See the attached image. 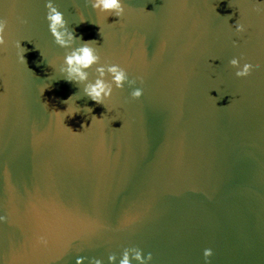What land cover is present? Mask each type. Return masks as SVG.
<instances>
[{"label":"water","instance_id":"95a60500","mask_svg":"<svg viewBox=\"0 0 264 264\" xmlns=\"http://www.w3.org/2000/svg\"><path fill=\"white\" fill-rule=\"evenodd\" d=\"M44 3L0 0V264H119L133 249L150 264H264V3L122 0L117 21L54 0L102 61L143 80L109 111L48 67L65 50ZM233 57L260 67L237 78ZM73 94L82 111L63 125L54 111Z\"/></svg>","mask_w":264,"mask_h":264},{"label":"clouds","instance_id":"9594fccd","mask_svg":"<svg viewBox=\"0 0 264 264\" xmlns=\"http://www.w3.org/2000/svg\"><path fill=\"white\" fill-rule=\"evenodd\" d=\"M90 5L92 12H94L97 18H104L107 20L109 16H114L117 21L124 17L126 9L123 6L122 0H86ZM260 3H264V0H260ZM45 22L47 24V31L50 34L54 45L62 50H65L62 60L57 63L55 60H47L42 53L40 55L43 59L47 60V65L52 69V72L58 77L63 78V82L71 85L80 86L82 94L87 97L93 104L102 106L106 111H109L107 102H109L114 92H120L124 86L132 89L130 92L131 100H139L143 95L142 87H136V85L143 84V80L140 77L129 79V74L125 67H122L118 63H111L108 60L102 61L99 48L97 47L95 40H83L82 36L74 35V30H69L67 23L64 19V14L58 10L54 0H45ZM79 21L77 25H83L86 22V18L77 13ZM226 22L231 19V16L223 17ZM87 23L94 24L98 28V35H100V28L98 24L92 23L87 20ZM229 25V24H228ZM235 34H240L245 31V26L238 19L235 24L229 25ZM5 24L0 21V49L5 44ZM235 46V43L234 45ZM14 47L18 50L17 59L21 64H26L24 54L26 49L21 47V41H17ZM241 58L233 57L228 61L229 67L234 69L235 77H246L253 68H259L260 65L253 64L248 61L241 62ZM93 71V79L90 80L89 73ZM48 80L53 81L52 77ZM55 81H59L56 79ZM50 89V83L42 87L40 95H43L45 90ZM79 99L75 94L70 95L67 99L61 101L66 107L63 112L54 111L56 115L60 117L63 124L65 117L71 118L74 115L81 113V108L77 106L75 101ZM44 106L48 108L47 103ZM92 108L85 107L84 113L91 114ZM95 116L91 117V125L94 121H99ZM64 125V124H63ZM65 127V126H64ZM83 128L84 125L81 124ZM69 129V128H68ZM71 130V129H70ZM72 131V130H71ZM203 255L207 258L211 255V249H204ZM152 256L149 253L146 256H142L140 251L133 249L131 254L129 251H125L119 261V264H150ZM115 257H109V264H113ZM80 264V261H77ZM97 264L99 262L97 261Z\"/></svg>","mask_w":264,"mask_h":264}]
</instances>
